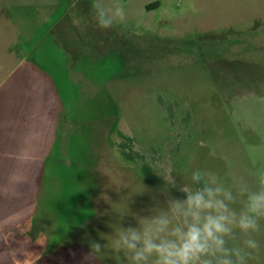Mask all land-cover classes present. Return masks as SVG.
<instances>
[{
    "label": "rangeland",
    "instance_id": "rangeland-1",
    "mask_svg": "<svg viewBox=\"0 0 264 264\" xmlns=\"http://www.w3.org/2000/svg\"><path fill=\"white\" fill-rule=\"evenodd\" d=\"M36 1L0 0L1 53L23 39L16 14L33 27L43 19ZM97 1L124 7L114 22L133 40L79 50L77 73L58 83L60 127L49 84L47 128L32 122L25 143H7L19 108L0 65V264H93L89 241L105 242L119 210L127 205L122 222L134 225L154 197L183 198L194 170L234 193L264 188V0ZM48 39L35 51L59 71L55 58L66 57ZM169 173L177 187L164 192Z\"/></svg>",
    "mask_w": 264,
    "mask_h": 264
},
{
    "label": "clouds",
    "instance_id": "clouds-1",
    "mask_svg": "<svg viewBox=\"0 0 264 264\" xmlns=\"http://www.w3.org/2000/svg\"><path fill=\"white\" fill-rule=\"evenodd\" d=\"M93 8L102 29L126 15L119 4L107 11L94 2ZM162 175L164 192L177 187L172 174ZM190 180L179 187L183 198L169 195L161 202L154 197L149 214L132 213L134 225L122 222L127 205L117 210L116 222H109L113 231L100 234L105 242L89 241L87 259L93 264L108 259L115 264H264V188L251 192L241 187L234 193L203 170L192 171ZM260 183L264 185V178ZM143 190V185L133 189ZM240 198L243 205L238 209L234 205Z\"/></svg>",
    "mask_w": 264,
    "mask_h": 264
},
{
    "label": "crops",
    "instance_id": "crops-1",
    "mask_svg": "<svg viewBox=\"0 0 264 264\" xmlns=\"http://www.w3.org/2000/svg\"><path fill=\"white\" fill-rule=\"evenodd\" d=\"M94 2L98 1L39 0L34 2L32 5L35 7L34 12L39 13L43 18L39 22L42 25L41 28H45L43 37L37 41H34L35 33L33 32L38 28L39 22L34 24L36 27H33V20L25 11L14 16L16 26L20 32H23V39H16L12 44H3L2 49L8 52H0L1 55L8 57L6 60L0 59V65L6 66L3 70H6L5 76L10 80L6 84L8 89H12L16 97V106L19 108L18 122L8 130L9 145L12 146L17 142L25 143L26 134L30 133L32 122L38 123L40 128L43 125L45 129L47 128L46 105L49 84L55 88L53 117L57 119L55 125L60 127L65 111L58 83L65 78V75L71 78V74L77 73L76 67L82 62L79 50L84 45L87 46L89 53L91 49L102 48V43L107 44L108 39L115 42L129 41V35L133 40L132 33L121 26V23L114 22L109 29L100 28L96 22ZM137 35L136 32V37ZM47 38H49L47 43L67 58L63 57V60L55 58L59 71L57 67L54 72L51 71L48 64L52 63V59L48 58L46 61V58L37 56L35 51L43 46ZM46 47L47 45H44L42 48L46 49ZM46 142L47 138L44 143Z\"/></svg>",
    "mask_w": 264,
    "mask_h": 264
},
{
    "label": "flooded vegetation",
    "instance_id": "flooded-vegetation-1",
    "mask_svg": "<svg viewBox=\"0 0 264 264\" xmlns=\"http://www.w3.org/2000/svg\"><path fill=\"white\" fill-rule=\"evenodd\" d=\"M157 2H158V1H157ZM157 2H153V3H152V5H153L154 7H159V5H160V3H159V2H158V3H159V5H155V3H157Z\"/></svg>",
    "mask_w": 264,
    "mask_h": 264
},
{
    "label": "trees",
    "instance_id": "trees-1",
    "mask_svg": "<svg viewBox=\"0 0 264 264\" xmlns=\"http://www.w3.org/2000/svg\"><path fill=\"white\" fill-rule=\"evenodd\" d=\"M155 5H159V3L157 2V3H155ZM123 152H124L125 155H128L127 152H125L124 150H123Z\"/></svg>",
    "mask_w": 264,
    "mask_h": 264
}]
</instances>
